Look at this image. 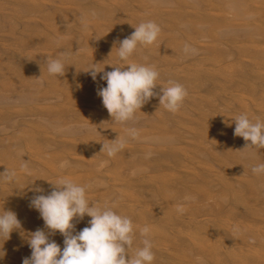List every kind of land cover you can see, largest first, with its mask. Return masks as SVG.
Returning a JSON list of instances; mask_svg holds the SVG:
<instances>
[{
  "label": "bare ground",
  "instance_id": "bare-ground-1",
  "mask_svg": "<svg viewBox=\"0 0 264 264\" xmlns=\"http://www.w3.org/2000/svg\"><path fill=\"white\" fill-rule=\"evenodd\" d=\"M149 20L158 40L120 61L117 40ZM61 52L70 54L65 74L50 75L46 58ZM125 63L155 65L156 93L182 84L179 111L153 97L134 123L112 120L97 95L103 72L93 81L86 71ZM0 80V173H15L0 176V213L14 211L25 234L44 227L31 189L47 194L65 177L131 218L133 248L148 226L153 264H264V173L251 171L264 148L244 149L234 135L240 114L264 123V0H0ZM117 137L128 142L109 156L103 143ZM90 219L74 221L76 231ZM51 239L63 249L62 235ZM0 250V264L31 256L20 231L0 239Z\"/></svg>",
  "mask_w": 264,
  "mask_h": 264
},
{
  "label": "clouds",
  "instance_id": "clouds-1",
  "mask_svg": "<svg viewBox=\"0 0 264 264\" xmlns=\"http://www.w3.org/2000/svg\"><path fill=\"white\" fill-rule=\"evenodd\" d=\"M133 27V33L116 42L117 54L122 62H127L139 45L154 44L161 32L160 26L151 20ZM183 51L185 54H196L197 50L185 44ZM69 55L61 52L59 58L47 57L48 73L63 76L67 68L65 61ZM124 65L128 67L125 69ZM111 66V71H104V68L99 69L93 64L86 72L93 81L103 72L100 79L106 81L107 86L98 88L97 95L102 98L103 106L115 122L134 123L137 112H141L140 109L153 97H158L159 108L176 113L188 95L185 87L175 81H168V86H163L160 93H156L154 89L159 85L157 80L160 74L155 65L125 63L122 66ZM234 122V135L246 141L244 149L264 148V123L259 119L253 122L247 114L236 116ZM127 133L133 139L138 135L134 127L128 128ZM127 142V137H117L110 143H103L102 151L106 150L109 156H113ZM68 166V161L61 164V168ZM21 167L29 172L27 161ZM251 171L256 175L264 173V164L253 166ZM14 175L8 169L0 173V176L9 180ZM50 183L51 191L47 194L41 187L31 189L35 194L30 199L29 207L39 212L44 221L43 228L25 234L14 211L4 210L0 213V239L4 242L9 240L13 231H20L21 235L26 236L31 256L23 258V264H153L155 253L148 226L140 229L142 247L133 248L134 226L131 218L119 214L110 206L100 207L89 201L86 188L91 185H78L65 177ZM185 199L194 198L186 196ZM176 210L182 214L185 208L178 205ZM85 215L91 217L88 226L77 232L74 221L83 220ZM57 232L64 238L63 249L51 239ZM0 252L4 255L2 250Z\"/></svg>",
  "mask_w": 264,
  "mask_h": 264
},
{
  "label": "rangeland",
  "instance_id": "rangeland-1",
  "mask_svg": "<svg viewBox=\"0 0 264 264\" xmlns=\"http://www.w3.org/2000/svg\"><path fill=\"white\" fill-rule=\"evenodd\" d=\"M11 8V7H10ZM0 87H1V80H0ZM32 98V97H31ZM34 98V97H33ZM43 106H45V105H43ZM27 116H29V115H27ZM40 120H36L35 121V124H40ZM5 125H7L8 127H11V125H10V123H11V120H9V121H7V122H3ZM57 151H60V150H57ZM69 153H71V152H69ZM71 154H73V152L71 153ZM71 154H69V155H71ZM90 156V155H89ZM91 158H94V157H92L91 156Z\"/></svg>",
  "mask_w": 264,
  "mask_h": 264
}]
</instances>
